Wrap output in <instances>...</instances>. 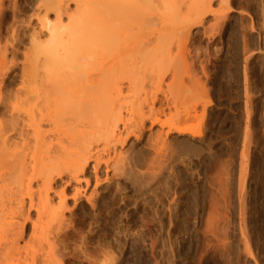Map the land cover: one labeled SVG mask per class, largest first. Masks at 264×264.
Instances as JSON below:
<instances>
[{"label": "rangeland", "instance_id": "obj_1", "mask_svg": "<svg viewBox=\"0 0 264 264\" xmlns=\"http://www.w3.org/2000/svg\"><path fill=\"white\" fill-rule=\"evenodd\" d=\"M53 1L69 5L62 45L84 20L101 23L99 15L86 17L80 0ZM86 1L102 19L104 5L98 10V0ZM230 2L229 13L219 0L211 12L199 3L194 18L204 22L195 24L187 43L156 53L140 76L127 82L120 76L124 90L108 97L115 111L102 125H89L87 108L42 124L51 158L76 162L84 151L75 139L96 129V149L112 159L97 170L91 162L80 185L66 186L68 177L53 185V210L38 226L41 233L48 229L51 241L61 231L55 243L63 251L60 264H264V0ZM45 8L43 0H0V95L20 90L25 76H45L43 52H35L36 63L25 59L34 40L42 46L50 41L40 21ZM49 18L58 22L54 10ZM139 94L141 106L138 101L132 108ZM53 95L64 99L67 93ZM12 124L32 137L26 115L13 120L1 110L0 129ZM19 138L21 149L33 150V139ZM35 150H27L28 161ZM45 157L41 166L50 162ZM10 165L5 161L0 171V251L11 248L18 264H44L48 245L33 238V223L12 248L11 224L25 222L15 200L23 198L28 209L30 197L24 177ZM65 187L62 217L57 192ZM31 219L37 224L35 211Z\"/></svg>", "mask_w": 264, "mask_h": 264}, {"label": "bare ground", "instance_id": "obj_2", "mask_svg": "<svg viewBox=\"0 0 264 264\" xmlns=\"http://www.w3.org/2000/svg\"><path fill=\"white\" fill-rule=\"evenodd\" d=\"M43 1L46 8L40 21L43 28L50 32V41L47 45L42 46L34 40L32 49L26 52L25 59L32 64L35 62L33 60L35 52H43L46 58L44 57L43 63L44 61L45 63L41 67L45 71V76L40 77V75H37L34 78L25 76L20 90L14 94L0 95V111L5 110L10 113L13 120L16 116L26 115L28 119L26 127H29L30 130H28L32 132H30L32 137L25 136V131L19 129L16 124H12L9 129H0V171L5 161L7 163L11 161L10 166L12 169L15 168L16 172H20L24 177L22 184L26 187V192L30 197L28 209L23 198L15 200L14 204L18 209L15 213L24 218L25 222L21 227H18L17 223L11 224L12 248L19 245L20 240L23 239L29 229L28 224L33 223V238H44L43 242L46 243V246L48 245L49 252L42 256L43 263L60 264L59 257L62 256L63 251L60 250L61 248L58 249L55 243L61 238L59 235L61 231L51 241V238L47 235L48 229L43 228L41 233L38 226L53 210L54 200L51 196L53 185L57 183L56 179H64V177H68L66 186L73 183L80 185L91 162L94 163L97 170L102 163L110 167L112 159L110 155L106 159L99 147L96 149L98 146L94 144V141L97 140L94 132L96 129L79 138L76 135L75 138L77 139L73 144L84 151L83 155L77 157L76 162L70 163L71 165L65 163L66 159L64 157L66 156L62 154L65 160L56 157L55 154H52L55 158L53 156L51 158L49 154L53 147L48 146V148L47 145H44L48 143L45 142V136L47 135H44V131H41L43 125H45L44 123H49L51 126L52 121H55L56 118L58 119L64 114L68 115L70 112L73 113V116H76L74 115L75 112L77 114L82 108H87L90 112L85 119L86 121H88V118L90 119L89 125L91 123L95 126L98 122L102 125L104 119L115 111L114 106L108 103V97L122 93L124 90L122 83H120L121 80H119L120 76L123 78L122 75H125V77H130L129 79L134 78L132 74L140 76V73H144L145 68L148 67L150 58L154 57L156 53L165 52L173 44L180 46L187 43L195 24L201 23L203 25L204 22L202 16L198 17V20L194 18L198 4H204V8L211 12L214 0H203L205 2H202V0H188L186 1L187 4H185V0H182L183 2L180 0H98L101 3H99L98 10H100L101 5H104V9L101 8L104 11L102 19L99 17L102 11H99V14L96 9L97 6L94 8L96 11L93 12V9L88 10L89 6L87 7V5L89 3L86 0V3H83L84 0L76 1V3L78 2L77 5L82 8L85 5L84 8L88 11L86 17L91 18V16L95 15L97 17L99 15L97 17L99 21L96 20V22L101 23H98V25L87 23V26L84 24L88 21L84 20L83 26L79 23L80 29L78 28V31L70 33V41L65 45H62L64 42L63 34L67 32H65V27L62 26V17L68 11L69 5L67 2L63 3L62 1L56 4L53 0ZM219 1L221 8L226 9V13L232 11L230 0ZM81 2L82 5L84 4L83 6L80 5ZM95 2L97 3V1ZM184 8L189 12L187 16H184ZM52 10H54L58 21L54 25L51 24L49 18ZM214 15L216 16V14ZM204 16H206V13ZM60 51H64V54L68 56L59 55L62 54ZM1 59L3 60L0 56V64L3 62ZM40 62L42 63V61ZM134 81L128 83L131 89L136 88L137 83ZM55 91H64L65 95L67 93V96L64 95L66 98L63 99L62 96L55 97L53 95ZM13 99L16 100V103L12 102ZM140 99L141 95L139 94L132 108H137L138 101V105L141 106ZM60 119L63 120L64 117ZM69 128L67 127V130ZM67 130L66 132H70ZM60 135H63V133ZM18 137H30L31 141L34 140L32 142L35 145L33 150H36L32 154L36 155H32L30 161L27 160L29 156L27 150H33L30 147L21 149L22 146L16 143L17 140L15 141ZM22 140L26 141V139ZM93 145L96 146L95 149L92 147ZM70 149L68 148V150ZM62 150L64 151V149ZM70 152H72V149ZM74 152L76 153L75 150H73ZM58 154L60 155L59 152ZM46 155L50 162L47 165L44 164L45 166H41L42 161H46H44ZM39 181L42 185L35 191L34 185L38 184ZM77 192L80 195V191L77 190ZM57 196L60 204L59 209H61L62 217H64L68 199L66 187L61 192H57ZM32 211L37 214V224L31 219ZM62 236V238L67 237V233ZM10 249L0 251V264H18L11 258Z\"/></svg>", "mask_w": 264, "mask_h": 264}]
</instances>
